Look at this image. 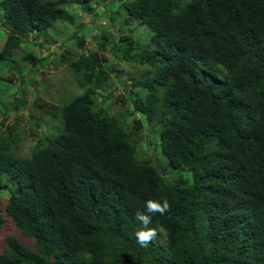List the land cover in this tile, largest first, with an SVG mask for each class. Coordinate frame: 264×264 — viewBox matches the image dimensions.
Here are the masks:
<instances>
[{
    "label": "trees",
    "instance_id": "obj_1",
    "mask_svg": "<svg viewBox=\"0 0 264 264\" xmlns=\"http://www.w3.org/2000/svg\"><path fill=\"white\" fill-rule=\"evenodd\" d=\"M113 3L125 13L106 17L117 38L95 22L93 0H0V81L14 82L3 68L18 50L40 67L27 35L43 45L40 34L69 21L77 45L59 60L81 88L62 104L32 100L41 116L29 117L26 154L18 122L0 119V178L13 186L0 241L5 215L23 237L0 242V264H264V0ZM90 36L98 49L79 52ZM123 61L143 70L129 71L115 100L125 109L112 114L111 75L118 82ZM19 91L8 101L15 113L28 104ZM144 123L161 155L139 157ZM162 198L171 212L152 217L160 234L142 247L135 214Z\"/></svg>",
    "mask_w": 264,
    "mask_h": 264
},
{
    "label": "rangeland",
    "instance_id": "obj_2",
    "mask_svg": "<svg viewBox=\"0 0 264 264\" xmlns=\"http://www.w3.org/2000/svg\"><path fill=\"white\" fill-rule=\"evenodd\" d=\"M109 1L110 0H93V2H95V11L93 12V15L97 16L95 22L101 24L103 27H107L108 30H110L109 34L111 38H117L119 33L113 31L114 28H116V23H111L106 17L109 13H112L114 15L115 21H117L119 14L125 13L124 10H122L123 8H121V12H116V10H114L116 8L114 3V5L110 7L106 6ZM80 16L81 19L79 23L84 24L91 22L92 14L81 12ZM97 23L95 24L97 25ZM76 28V25H71L69 21H66L64 24H61L60 22L55 23L47 30V36L45 39L42 38L41 40V34L39 35L40 37L38 40L42 41L43 45L31 44V35H27L26 40L29 41H24L25 46L27 49L32 50L36 55L38 54L42 59L41 65L37 70H34L36 67L31 68V65L26 64V62L20 59L22 55L20 50L16 51L15 63L12 62L11 64H7V66L3 68V71L6 69L8 70L9 68L13 70L15 69L17 73H15L13 83L0 81V119L7 115L8 117L6 119V123L11 124L15 120L18 122V127L21 131L22 138L19 141L17 153L21 155L28 153L29 148L35 139V136H32L28 131L29 117L34 116L39 118L41 116V111L38 107L31 103L32 100L35 97H38L57 105L62 104L68 97L81 92V88L77 85L69 72L67 63L60 62L59 60L61 52H63L66 48L74 49L76 47L77 40L73 36L74 30ZM141 29L142 27L139 26L136 31H141ZM5 31L4 25L1 23L0 11V47L5 39ZM91 35L93 36V30L91 31ZM92 36L87 39L86 47L79 49V52H88L87 50L89 49H98L97 43ZM99 54L106 56L107 59L110 57L107 50L100 51ZM108 62L113 63L111 60ZM141 67L143 66H133L130 62L123 61V63L119 66L120 79L118 82L115 76L113 74L111 75L112 85L110 90L115 93V95L110 99L111 103H113L110 107V112L112 114L122 113V111L125 109V105L121 102V100L118 99L117 102H115L116 96L124 89L123 84L129 77V71H133L134 75L138 76L143 70ZM22 85H25L27 88L26 98L28 104L25 108L20 109L17 113H15L12 109H10L9 102L13 98L16 100L21 98V92L19 89L22 88ZM99 100L100 98L98 97L97 101ZM137 116L138 114H127L126 121H131V119L133 120V118ZM50 127L51 123H48V129ZM139 135L144 137V139L142 141L140 140L138 143V149L142 150L139 156L140 158L153 157L154 153L161 155L158 146L157 130L151 131L149 126L144 123V126L139 131ZM146 139H148V141L151 143L149 144ZM0 183H2L3 186H8V188H0V205H2L6 201V195L8 196L9 194L8 190L13 189V186L10 182H7L5 178H0ZM4 218L6 221L5 223L3 222V225H9V227H7L5 233L2 234V239L0 242L3 243L9 235L17 236L18 238L23 239L21 233L14 227L10 218H8L6 215Z\"/></svg>",
    "mask_w": 264,
    "mask_h": 264
},
{
    "label": "clouds",
    "instance_id": "obj_3",
    "mask_svg": "<svg viewBox=\"0 0 264 264\" xmlns=\"http://www.w3.org/2000/svg\"><path fill=\"white\" fill-rule=\"evenodd\" d=\"M171 207L167 198H162L161 200L148 199L145 202L144 210L136 212L135 219L143 225V228L138 229L135 233L136 240L140 246L147 247L157 239L160 234L157 227H149L152 224V217L157 213L161 216L170 213Z\"/></svg>",
    "mask_w": 264,
    "mask_h": 264
}]
</instances>
